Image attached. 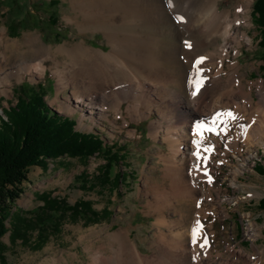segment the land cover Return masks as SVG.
<instances>
[{"label":"rangeland","instance_id":"374dc122","mask_svg":"<svg viewBox=\"0 0 264 264\" xmlns=\"http://www.w3.org/2000/svg\"><path fill=\"white\" fill-rule=\"evenodd\" d=\"M165 1L174 10L180 4L178 0ZM246 1L220 0L219 8L234 12ZM254 2L251 1L247 13L241 14L245 19H241L237 33L242 40L240 44L232 43L228 49L222 72L223 77L228 78L239 68L241 76L238 78L244 94L248 92V96L253 97V110L257 107L259 95L252 84L259 81L264 85V50L259 45L260 27L254 22ZM177 17L184 21L188 13L178 12ZM82 19L81 14L74 10L71 0H0V36L4 31L10 43L37 35L54 50L80 42L93 49L109 50L104 32L81 30L79 25ZM164 22H168V18ZM57 32L62 37L56 35ZM186 41L191 44L189 40H184L183 44ZM176 43L170 36H165L160 47L163 53L169 55L166 66L175 71L184 87L187 73L182 65L183 60L173 50L179 45ZM129 49L148 54L144 45H137V48L130 45ZM0 52L1 58L6 53L12 58L11 61L19 56L17 50H8L3 42H0ZM200 57L204 56H198L194 64ZM58 58L61 62L67 60L63 55ZM46 65L47 72L41 78H31L26 74L20 79H12L7 94H0V115L5 116L4 110L15 106L20 95L40 85L42 88L39 91L44 92V99L50 108L75 119L77 131L99 137L104 149L87 160L65 156L49 161L46 170L31 167L15 210L34 218L44 205L39 196L48 195L65 199L69 204L81 199L88 200L95 210L101 212L106 209L111 214L103 221L91 224L81 217L77 220L67 218L63 220L60 232L45 243L38 241L37 231L30 233L25 241L11 238L9 231L1 239L6 247L5 264H87L89 255L97 250L109 254L115 246L110 235L121 231L130 234L140 252L151 254V246L157 242L160 231L158 220H168L169 228L165 227L166 231L177 230L175 220L178 219L179 210L193 214L191 225L195 223V218L199 219L202 222L200 234L210 239L209 255H201V261L192 258L191 264H264V210L259 207L260 199L264 196V145L255 144L254 147L248 144L243 135L236 140L235 128H225L223 123L215 124L212 130H203V134L198 133L199 138L203 139L199 144L201 148L187 154H195L197 162L184 157V160H188L186 165H189L191 185L197 188L196 196H199L194 204L195 210L193 203L189 205L181 197L162 200V196L181 195L175 194L176 183L168 175L163 160V155L170 153L168 144L161 140L160 134L155 139L150 133L151 123L158 118L157 111L147 113L145 105L138 102L143 111L132 112V118L124 112L127 124L122 118L116 121L113 113L108 114L107 119L94 121L87 115V109L71 111L67 109L63 97L56 100V77L51 70L54 64L47 60ZM180 88L186 95L185 88ZM63 95L69 97L70 89ZM242 100V96L234 95L236 103ZM226 101L224 99L223 102ZM234 106L236 104H231V109ZM123 107L126 109V103ZM221 110L224 112L227 108ZM254 114L257 118H263L260 111ZM141 115L145 118L140 119ZM247 119H250L249 114ZM206 148L209 150L205 151ZM113 154H122L123 157L112 162ZM104 170L109 172L110 177L98 178ZM116 175L121 176L118 181L115 180ZM168 201L171 203L168 204ZM199 251L202 252V249Z\"/></svg>","mask_w":264,"mask_h":264},{"label":"bare ground","instance_id":"6f19581e","mask_svg":"<svg viewBox=\"0 0 264 264\" xmlns=\"http://www.w3.org/2000/svg\"><path fill=\"white\" fill-rule=\"evenodd\" d=\"M219 1L178 0L179 7L177 5L178 8L174 10L165 0H71L74 10L83 18L79 25L81 30L104 32L109 50L93 49L83 42L63 45L54 50L37 35L10 43L4 31H1L0 42L5 43L8 50H17L19 56L14 61L6 53L0 57V94H7L13 78L20 79L26 74L31 78L43 77L47 72L46 61L51 60L54 64L51 70L57 84L56 100L63 97L67 109L71 111L78 108L83 111L85 108L94 121L107 119L108 114L113 113L116 121L122 118L125 124L128 119L124 112L132 118V112L143 111L139 103L145 105L147 113L157 111L158 118L151 123L150 133L155 139L160 134L161 140L168 144L170 153L163 155V160L168 175L176 183L175 194L181 195L162 196V200L181 197L188 204L193 203L195 210L194 204L199 196H196L197 188L191 185L189 165H186L188 160H184V157L196 161L195 154H187L201 148L197 147L203 142L198 133L203 134V130H212L215 124L223 123L225 128H235L236 140L243 135L248 144L254 147L255 144L264 145L263 83L258 81L252 84L259 95L257 107L253 110L254 100L248 96L250 93L244 94L242 90L239 68L228 78L222 75L228 49L232 43H241L242 38L237 33L241 19H245L241 14L249 11L252 0L239 5L234 12L221 10ZM178 12L188 13V17L181 21L177 17ZM165 18H168V22H164ZM165 36H170L179 44L173 50L183 60L182 65L186 69L184 87L175 71L166 66L169 55L163 53L160 47ZM184 40L191 42L190 48L183 44ZM130 45L136 48L137 45H144L148 54L131 51ZM60 55L67 60L61 62L58 58ZM202 55L205 60L199 65L201 72L197 75L192 66L194 60ZM201 77L203 85L196 92L195 83ZM178 87L181 90L185 88L187 94L184 95ZM69 89L70 96L64 97L63 94ZM234 95L242 96L243 100L236 103ZM224 99L227 101L223 102ZM125 103L126 109L123 107ZM231 104L236 106L231 109ZM221 108L227 110L223 112ZM257 111L263 113V118L255 117ZM228 112H232L236 118L229 117ZM143 118L145 116L141 115L140 119ZM198 125L204 127L198 130ZM193 218L192 213L179 210L178 219L175 220L177 230L168 231L165 230V227L169 228L168 220L159 219L157 225L160 231L157 242L151 246V254L140 252L127 231L111 234L115 245L111 252L105 254L97 250L89 255L87 264H191L192 258L201 261V255H209L211 244L206 237L207 244L201 247L205 238L200 234V228L193 244V229L197 227V221L202 224L195 218V223L191 225Z\"/></svg>","mask_w":264,"mask_h":264},{"label":"trees","instance_id":"16d2710c","mask_svg":"<svg viewBox=\"0 0 264 264\" xmlns=\"http://www.w3.org/2000/svg\"><path fill=\"white\" fill-rule=\"evenodd\" d=\"M254 22L260 27L259 45L264 50V0H255ZM33 17V16H32ZM39 18V17H38ZM36 20V19H35ZM56 35L62 37L60 32ZM38 86V85H37ZM35 90L24 92L15 106L0 115V261L6 263V247L2 237L10 231L11 238L25 241L30 233L38 232V241L45 243L60 232L63 220L83 218L88 223H99L111 213L104 209L95 210L88 200H78L69 204L65 199L40 195L44 205L34 218L18 209L16 201L23 193V183L28 181L31 167L47 169L49 161L69 156L87 160L96 153L103 152L102 140L92 133L75 129L76 120L60 115L46 103L44 92ZM109 156V155H108ZM122 154H113L112 162ZM108 167H112L110 164ZM107 167V168H108ZM107 170V169H106ZM104 170L98 178L107 179ZM264 171V170H263ZM120 175L115 176L119 180ZM260 209L264 210V196L260 199Z\"/></svg>","mask_w":264,"mask_h":264},{"label":"snow or ice","instance_id":"6c2138e0","mask_svg":"<svg viewBox=\"0 0 264 264\" xmlns=\"http://www.w3.org/2000/svg\"><path fill=\"white\" fill-rule=\"evenodd\" d=\"M185 46L190 48V47H191V44H190L189 42L186 41V42H185ZM204 60H205V57H200V58H198V59L195 61L194 69H195V72H196L197 75H199V73L201 72V69L199 68V65L202 64ZM202 85H203V78L201 77V78H199V79L196 80V83H195V86H196V92L199 91V89H200V87H201ZM196 92H194L193 95H195ZM217 115H219V114H217ZM227 115H228L229 117H231L232 119H235V118H236V117L233 115L232 112H228ZM213 123H215V121H213ZM203 127H204L203 125H198V126H197L198 130H199V129H202ZM209 130H211V129H209ZM197 147H199V144L197 145ZM208 150H209V149H207V148L205 149V151H208ZM197 156H198V158H199V153H197ZM199 228H200V224H199V221H197V227L193 229V240H192L193 244L196 243V240H197V232L199 231ZM206 244H207V240L205 239L204 244H202L201 247H204Z\"/></svg>","mask_w":264,"mask_h":264}]
</instances>
